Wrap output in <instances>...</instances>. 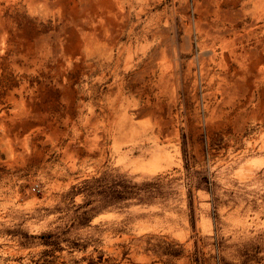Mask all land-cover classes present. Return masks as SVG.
<instances>
[{"label":"rangeland","instance_id":"374dc122","mask_svg":"<svg viewBox=\"0 0 264 264\" xmlns=\"http://www.w3.org/2000/svg\"><path fill=\"white\" fill-rule=\"evenodd\" d=\"M0 264H264V0H0Z\"/></svg>","mask_w":264,"mask_h":264}]
</instances>
